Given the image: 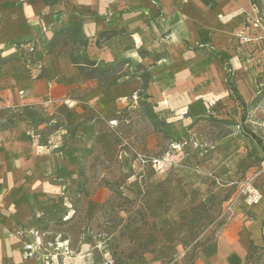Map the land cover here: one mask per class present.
I'll return each mask as SVG.
<instances>
[{
    "label": "rangeland",
    "instance_id": "1",
    "mask_svg": "<svg viewBox=\"0 0 264 264\" xmlns=\"http://www.w3.org/2000/svg\"><path fill=\"white\" fill-rule=\"evenodd\" d=\"M253 7L241 63L233 69L223 62L224 85L217 89L198 84L178 90L186 78L176 74L186 68L167 60L138 75L136 63L125 67L135 89L119 91L114 102H97L79 124L78 109L54 90H46L37 106L0 108V129L15 119L29 122L48 145L47 157L59 151L56 158L64 162L55 170L52 157L48 168V193L56 198L47 211L54 214L44 218L42 212L24 226L35 259L114 264L117 253L133 255L124 264H195L218 254L221 237L237 223L227 202L249 178L259 175L264 182V0H253ZM73 37L65 35L47 53L81 51ZM191 62L197 78L212 66ZM96 65L107 71L98 79L102 87L118 84L113 65ZM166 67L174 71L164 76L170 90L155 91L162 93L156 101L138 76ZM62 128L65 135H57ZM242 264H264V248H250Z\"/></svg>",
    "mask_w": 264,
    "mask_h": 264
},
{
    "label": "crops",
    "instance_id": "2",
    "mask_svg": "<svg viewBox=\"0 0 264 264\" xmlns=\"http://www.w3.org/2000/svg\"><path fill=\"white\" fill-rule=\"evenodd\" d=\"M254 11L253 0H0V108L37 106L46 90H54L57 99L78 109L74 122L79 124L97 102H114L119 91L135 89L127 83L125 67L136 63L138 75L148 67H165L167 60L186 68L176 74L186 78L185 85H176L178 90L198 84L217 89L224 85L223 62L231 61L236 69L242 37L249 36L246 19ZM65 35L73 37L81 51L47 53ZM188 60L212 66L197 78ZM124 61L113 87H102L100 77H84L80 70L88 62L116 66ZM165 69L148 74L145 90L156 101L164 89L170 90L164 76L174 71ZM16 94L19 102H12ZM65 132L62 128L57 135ZM58 152L48 158V145L27 121L15 119L0 129V264H41L25 246L24 226L55 202L56 195L48 193V168ZM54 161L55 170L64 165L61 159ZM255 178L261 203L249 208L239 201L234 208L237 223L221 237L218 254L195 264H242L251 245L264 248V182L259 175Z\"/></svg>",
    "mask_w": 264,
    "mask_h": 264
},
{
    "label": "built area",
    "instance_id": "3",
    "mask_svg": "<svg viewBox=\"0 0 264 264\" xmlns=\"http://www.w3.org/2000/svg\"><path fill=\"white\" fill-rule=\"evenodd\" d=\"M20 95H24V91L20 92ZM256 178H249L238 185L237 198H232L227 202L228 209L231 213L234 212V208L239 201H242L247 207L253 208L259 205L263 199L262 192L259 186L255 183Z\"/></svg>",
    "mask_w": 264,
    "mask_h": 264
},
{
    "label": "trees",
    "instance_id": "4",
    "mask_svg": "<svg viewBox=\"0 0 264 264\" xmlns=\"http://www.w3.org/2000/svg\"><path fill=\"white\" fill-rule=\"evenodd\" d=\"M125 65V61L124 62H120L118 63L116 66H108L113 68L112 71H117V69L121 66ZM80 70L83 71L86 75V77L90 78V79H96L98 77H100L102 74H106L107 71H103L101 70L95 62H88L85 63V66H80ZM140 69H144L142 66H140ZM143 80H144V91L147 87V84L149 82L150 76L148 74H146L145 76H142ZM55 209L49 210V211H45L43 213V216L45 218V216H47L48 214H54ZM73 218V217H72ZM72 218H69L68 221H70ZM251 248H253V245H251ZM125 257V258H124ZM133 255H129V256H125V255H120L118 256L117 253L113 254V262L114 264H124V259H130L132 258Z\"/></svg>",
    "mask_w": 264,
    "mask_h": 264
}]
</instances>
